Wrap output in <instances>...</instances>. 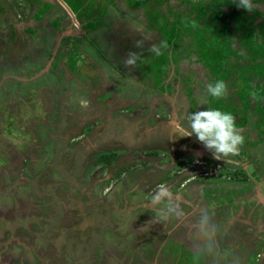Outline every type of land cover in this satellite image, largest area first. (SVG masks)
<instances>
[{
    "label": "rangeland",
    "instance_id": "rangeland-1",
    "mask_svg": "<svg viewBox=\"0 0 264 264\" xmlns=\"http://www.w3.org/2000/svg\"><path fill=\"white\" fill-rule=\"evenodd\" d=\"M252 3L248 11L239 0H0V264H212L194 255L184 225L149 224L145 204L161 184L182 194L190 219L213 210L218 251L228 254L219 264H264V0ZM68 25L81 33L57 39ZM161 43L156 58L149 49ZM129 53L141 56L135 67H151L145 81L156 100L139 110L169 121L158 138L126 124L147 93L124 69ZM218 80L225 98L206 91ZM122 98L128 115L114 112L115 127H101L111 111L104 102L115 108ZM209 107L231 112L245 138L211 177L200 168L212 154L196 136L170 133V121L188 128L186 117ZM98 132L106 139L98 153L116 152L110 163L89 150ZM141 137L156 161L138 162ZM126 149L137 154L131 168ZM108 167H126L132 181L126 172L111 179Z\"/></svg>",
    "mask_w": 264,
    "mask_h": 264
},
{
    "label": "clouds",
    "instance_id": "clouds-1",
    "mask_svg": "<svg viewBox=\"0 0 264 264\" xmlns=\"http://www.w3.org/2000/svg\"><path fill=\"white\" fill-rule=\"evenodd\" d=\"M238 6L248 11H251L252 8L254 7L252 0H239ZM67 27H69L68 29L69 34L76 35L81 33L80 31L81 29L76 26H75L76 28H71L70 25H68L64 27L63 30H65ZM68 33H66L65 36H68L67 35ZM165 46L166 45H164L163 43H161L160 45L153 44L150 47L149 51L151 53H154L155 55H161L162 54L161 48ZM52 57L53 54L51 55L50 58ZM140 58L141 56L137 53H129L124 63L127 66L135 67L137 65V61ZM131 83L134 84V86H138L140 84L134 82ZM206 91L209 96L216 99L225 98L228 95L227 84L223 80H218L214 84L212 83L208 84L206 86ZM149 93L152 99L148 102V105H151L154 104L153 100H156V97H154L153 94H151V89L147 91L146 93L147 96H149ZM122 103L124 104L122 105ZM117 104L120 105L121 109H116V107L107 108V110H111V111H106V113H104L102 116L103 121H98L99 122L98 124L101 127H108V126L115 127L116 118H113L112 114H114V112H119V111L121 112L122 106L127 107L125 100L123 98L119 100ZM160 104L161 102L158 105ZM136 105L138 106V104ZM143 113L145 112H141L138 107H135V110L131 111V115L129 117L127 116L128 113H124L127 116L126 124L129 127V125H131L130 124V119H131L136 127H142V129L144 130L143 135L151 132V134H153L158 138L159 133L161 131V127L163 126V124L166 123H162L161 121H158L159 119H161L158 116H156L154 119L153 118L150 119V121H147V123H145V121L144 123H141L139 122V120L141 119L145 120L144 116L148 115V114L143 115ZM186 119L189 122L188 128H184L183 126H181L179 121L176 120L170 121L171 135H178L179 138H181V137H190L194 134L197 140L201 142L203 146L212 154V156L207 155V157L204 158L203 160L204 166H201L200 168L201 170L200 172L206 173L204 176L211 177L212 176L211 174L216 173L221 169V164H223V162H219L218 160L224 161L226 158L230 156H235L239 154L240 147L244 143L245 138L241 130L237 128L236 117L231 112L221 110L220 108L209 107L193 112L190 116L186 117ZM151 121H158L157 128L152 129ZM95 126L96 124L92 125L94 129ZM97 134L99 136L97 138V144L94 145L92 148H94L95 146L103 145V141L106 139L109 140V144L115 143L117 140H119L118 136L116 135V130H115V135H111L104 140H102V136L104 135L103 132H98ZM140 140H142V137L140 138ZM143 142L144 143L139 144L138 140H136L135 147H133V149L136 148L138 149L137 152H140L141 146L146 147L147 151L144 154L147 155V158L150 157V159L156 161V157L158 155L157 153H155L157 151H154L156 147L154 145L149 146L147 141H143ZM102 150L103 147L101 148L100 152ZM126 150L128 152L127 158L131 160L129 158V155L131 154L130 150L128 149ZM114 153L116 155L115 151ZM133 161L135 162L137 161V154ZM145 161H146L145 158L144 159L141 158L138 162L139 163L143 162L141 164H145ZM212 161H217L219 162V164L217 163L216 167H214L211 165ZM191 163L193 164L192 161ZM114 171L115 170H110L109 168V173H110V174L108 173L109 177L111 179H113L114 177L119 178V176L113 175ZM124 173L125 170L123 173H121L122 174L121 177H123ZM194 184L200 187L199 183L196 182V180ZM217 192L220 193V191ZM183 203L184 201L182 197L178 193H174L170 186L166 184L159 185L156 191L152 194V196L145 204V207L150 209L152 213V219L149 221V224H155V223L167 224L169 221L179 222L180 224L184 225L187 228L188 238L193 241L194 255H196L197 257L209 258L212 264H219V261L222 258L226 257L228 254L227 252H224L223 256H221V254L218 251L223 233H222L221 225L218 224V222L214 219L213 210L207 207L201 208L199 209L198 215H196L195 219H190V214L186 212L184 207H182ZM231 264H239V260L234 258Z\"/></svg>",
    "mask_w": 264,
    "mask_h": 264
},
{
    "label": "crops",
    "instance_id": "crops-1",
    "mask_svg": "<svg viewBox=\"0 0 264 264\" xmlns=\"http://www.w3.org/2000/svg\"><path fill=\"white\" fill-rule=\"evenodd\" d=\"M72 23H73V21H71ZM69 34V33H68ZM67 34V35H68ZM183 38L182 37H180V39H179V41L181 42L180 44H182V46H181V48L182 49H184V43L185 44H187V41L185 40H182ZM167 40H170V39H168L167 38ZM172 40V39H171ZM175 41L177 40V38L176 39H174ZM194 40H195V38H194ZM187 46V45H186ZM194 47L195 48H197L198 49V46H196L195 44H194ZM153 55V54H152ZM195 55V54H194ZM170 56H172V55H170ZM196 56V58H199L197 55H195ZM152 58H154V55H153V57ZM156 58H158V56L156 55ZM173 58V57H172ZM195 58V57H194ZM114 60H115V63L117 64V60H120V58H117V60H116V58H113ZM178 63V62H177ZM176 63V64H177ZM174 65V64H173ZM119 71H121V69H120V67H116ZM148 68L149 69H151V67H150V65L148 64V65H138L137 67H130V66H124V69H126L127 71H130L133 75H134V79H136V80H138V82H140V84L138 85V87H139V89H140V91H142V90H145V91H147V87L149 86V84H148V82L147 81H145V78L146 79H148L147 77H145L147 74H148ZM111 71L113 72V74H114V76L116 75V74H118V72L116 71V70H114V69H111ZM171 71H175V69L174 68H172V70ZM175 74H178L179 75V69L177 70V72L175 73ZM118 76H120L119 74H118ZM157 77H158V75H157ZM144 78V79H143ZM141 81H145V82H147V83H143V82H141ZM149 83H150V81H149ZM153 88V87H152ZM150 89H151V87H150ZM149 95H150V93H149ZM142 96H143V100H141L140 101V99H136V101L134 100V104H135V107H138V108H140L141 107V109L143 108V106H145V105H148V103H146L147 102V100H148V96H147V94L146 93H144V94H142ZM119 101V100H118ZM140 102H142L141 104H139ZM106 105H107V107L106 108H110V102H104ZM126 103V102H125ZM136 104H138V106L136 105ZM116 109H121V107H120V105L119 104H117L116 105ZM142 112V111H141ZM144 118H145V120L144 119H141V120H139V122H141V123H144V121H145V123H147V121H150V117H149V115H145L144 116ZM172 121H174V120H172ZM177 121V120H176ZM134 122L130 119V124H133ZM165 123L166 124H169V121L168 120H166L165 121ZM184 127V126H183ZM170 133H171V130H170ZM192 137V136H191ZM182 138V137H181ZM181 138H180V140H181ZM197 139V138H196ZM186 140H189L188 138H186ZM140 141H143V140H140ZM146 141V140H145ZM196 142V140L194 141H192V143L191 142H189L190 144H194ZM188 146H186L185 145V148H187ZM147 157V155L146 154H144L143 156H142V158L144 159V158H146ZM173 192H174V190H172ZM174 193H176V192H174ZM188 193V192H187ZM180 196L182 195L181 193L179 194ZM186 195V198H187V195L188 194H185ZM182 197V196H181Z\"/></svg>",
    "mask_w": 264,
    "mask_h": 264
},
{
    "label": "trees",
    "instance_id": "trees-1",
    "mask_svg": "<svg viewBox=\"0 0 264 264\" xmlns=\"http://www.w3.org/2000/svg\"><path fill=\"white\" fill-rule=\"evenodd\" d=\"M94 131H95V129L92 127L91 129H90V132H92V133H94ZM92 135V134H91ZM91 135H88V138H91L92 136ZM94 135V134H93ZM84 136V135H83ZM84 139H86L87 137H83ZM83 139V140H84ZM101 148H102V145L101 146H95L94 148H92V147H90L89 148V150H90V152L93 154V155H96L97 156V158H98V160L99 161H103V162H105L106 164L109 162H111L112 160H113V157H114V155H115V153L114 152H111V153H103L102 152V154L101 153H98V151H100L101 150ZM131 150H132V148H131ZM130 150V151H131ZM132 162H130L129 163V167L131 168V167H133L134 166V163H135V161H133V160H131ZM141 163H143V162H141ZM131 164V165H130ZM121 169H123V170H125V172H126V167H124V168H121ZM123 171L121 170V171H119L118 173L116 172V171H114V173H113V175L114 176H120V174L122 173ZM128 172H126V174L124 175L125 176V178L127 177V181H126V183L128 182V183H130L132 180V178L130 179V177L128 176ZM122 183H123V181H122ZM121 189V188H120ZM119 189V190H120Z\"/></svg>",
    "mask_w": 264,
    "mask_h": 264
},
{
    "label": "water",
    "instance_id": "water-1",
    "mask_svg": "<svg viewBox=\"0 0 264 264\" xmlns=\"http://www.w3.org/2000/svg\"><path fill=\"white\" fill-rule=\"evenodd\" d=\"M68 29L69 27H67L65 30L61 31L58 35L57 39H60L63 35H65L66 33H68ZM45 69V68H44ZM47 70V69H46Z\"/></svg>",
    "mask_w": 264,
    "mask_h": 264
},
{
    "label": "flooded vegetation",
    "instance_id": "flooded-vegetation-1",
    "mask_svg": "<svg viewBox=\"0 0 264 264\" xmlns=\"http://www.w3.org/2000/svg\"><path fill=\"white\" fill-rule=\"evenodd\" d=\"M97 144V139L95 140V145Z\"/></svg>",
    "mask_w": 264,
    "mask_h": 264
},
{
    "label": "bare ground",
    "instance_id": "bare-ground-1",
    "mask_svg": "<svg viewBox=\"0 0 264 264\" xmlns=\"http://www.w3.org/2000/svg\"><path fill=\"white\" fill-rule=\"evenodd\" d=\"M263 67H264V66H263ZM263 67H262V68H263ZM263 70H264V69H263ZM136 94H137V93H136ZM172 254H173V253H172ZM134 255H135V254H134ZM189 258H190V257H189ZM187 259H188V258H187Z\"/></svg>",
    "mask_w": 264,
    "mask_h": 264
}]
</instances>
